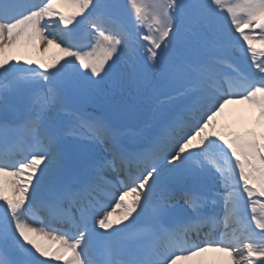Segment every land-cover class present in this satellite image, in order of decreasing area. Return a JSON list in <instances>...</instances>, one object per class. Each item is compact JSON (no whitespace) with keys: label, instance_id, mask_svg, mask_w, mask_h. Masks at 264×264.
<instances>
[{"label":"snow or ice","instance_id":"snow-or-ice-1","mask_svg":"<svg viewBox=\"0 0 264 264\" xmlns=\"http://www.w3.org/2000/svg\"><path fill=\"white\" fill-rule=\"evenodd\" d=\"M0 113V264H264V0H0Z\"/></svg>","mask_w":264,"mask_h":264},{"label":"bare ground","instance_id":"bare-ground-1","mask_svg":"<svg viewBox=\"0 0 264 264\" xmlns=\"http://www.w3.org/2000/svg\"><path fill=\"white\" fill-rule=\"evenodd\" d=\"M29 58H32V59H36V58H39V53L38 52H30L29 54ZM231 111H246V106H240V105H235V106H231L230 110ZM1 114V113H0ZM66 145L68 146L69 149H71V152L72 153H85L91 146L90 145H87L85 142H82V141H75L73 139H68V141L66 142L65 144V147ZM180 203L182 204L183 201H180ZM223 218V216L221 215V219Z\"/></svg>","mask_w":264,"mask_h":264},{"label":"rangeland","instance_id":"rangeland-1","mask_svg":"<svg viewBox=\"0 0 264 264\" xmlns=\"http://www.w3.org/2000/svg\"><path fill=\"white\" fill-rule=\"evenodd\" d=\"M120 2H121L122 4L125 3L124 0H120ZM185 2H190V0H185ZM127 11L130 13V9H127ZM125 110H128V108H126ZM135 117H136V114H135Z\"/></svg>","mask_w":264,"mask_h":264}]
</instances>
